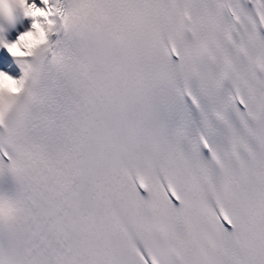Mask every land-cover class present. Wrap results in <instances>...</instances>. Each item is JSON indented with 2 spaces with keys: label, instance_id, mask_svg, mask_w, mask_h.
Returning a JSON list of instances; mask_svg holds the SVG:
<instances>
[{
  "label": "snow or ice",
  "instance_id": "obj_1",
  "mask_svg": "<svg viewBox=\"0 0 264 264\" xmlns=\"http://www.w3.org/2000/svg\"><path fill=\"white\" fill-rule=\"evenodd\" d=\"M0 264H264V0H0Z\"/></svg>",
  "mask_w": 264,
  "mask_h": 264
}]
</instances>
